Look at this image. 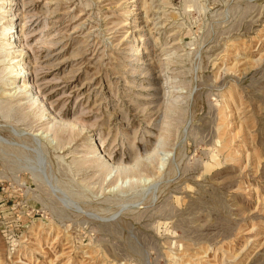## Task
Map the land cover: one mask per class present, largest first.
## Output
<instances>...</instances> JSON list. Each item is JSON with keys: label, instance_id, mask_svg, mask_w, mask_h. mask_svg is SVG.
Listing matches in <instances>:
<instances>
[{"label": "rangeland", "instance_id": "rangeland-1", "mask_svg": "<svg viewBox=\"0 0 264 264\" xmlns=\"http://www.w3.org/2000/svg\"><path fill=\"white\" fill-rule=\"evenodd\" d=\"M8 1L0 264H264V0Z\"/></svg>", "mask_w": 264, "mask_h": 264}, {"label": "bare ground", "instance_id": "bare-ground-1", "mask_svg": "<svg viewBox=\"0 0 264 264\" xmlns=\"http://www.w3.org/2000/svg\"><path fill=\"white\" fill-rule=\"evenodd\" d=\"M145 1H144V4H145ZM8 3H9L8 4L9 9H6V10L4 8L1 9L4 11V13L11 11L12 10L11 6H13L15 2H14V0H9ZM14 14H15V12L8 14V15H10L9 16L10 20L8 19L9 20L8 24L4 25L2 30H1V34L6 35L9 40H6L4 43L1 42L0 48L3 47L5 44L10 45V47L8 46L9 49L6 51L7 53H5V52L1 53L0 62L3 63L6 59H8V56H9L10 60H14V63L17 64L19 67V72H18L19 73V75H18L19 82H16L14 79H9V81H7L6 79L4 80L3 78L0 79V80H2L3 86H5L3 88V90H1V91H2V93H5L6 95H8V98L4 101V108H5V111H7V110H9V108L12 109L16 105L20 106L22 101L20 100V97L17 98V95H22L21 99L22 98L26 99L27 100L26 104H28V106L30 108H35L37 113L40 116L46 115V117H47L46 111L49 110L50 108L45 104L46 101L44 102V100L42 98L40 99L38 92L33 90L34 86L30 80V77L28 75V69L26 68L25 63H24V59H23L24 54H25V51H24L25 46H24V44L19 42L20 38L18 37L17 30H15V22L13 20V19H15ZM14 43L15 44L17 43V44L15 45ZM139 62H141V60H139ZM4 69H5V67L2 69V71ZM17 83H19V84L16 85ZM7 86H10L7 89L12 88V90H6ZM0 109H3V108H1V104H0ZM54 118H55V120H53V121L58 120V122H60V120L57 117H54ZM66 124L67 123H62V125H66ZM99 158L103 159L105 162H108V159H106V156L100 155Z\"/></svg>", "mask_w": 264, "mask_h": 264}]
</instances>
